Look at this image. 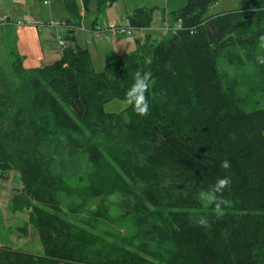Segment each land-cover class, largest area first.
<instances>
[{"label": "trees", "instance_id": "trees-1", "mask_svg": "<svg viewBox=\"0 0 264 264\" xmlns=\"http://www.w3.org/2000/svg\"><path fill=\"white\" fill-rule=\"evenodd\" d=\"M218 1L185 0L171 38L148 50L135 39L133 52L106 51L100 72L73 35L77 0H62L70 45L56 61L24 69L12 51L13 72L28 74L31 93L28 106H15L0 70V173H18L43 252L0 248V264H90L76 253L57 194L97 174L120 195L121 216L132 218L125 249L101 264H264V107L244 109L237 84H223L216 67L221 51L263 33L264 0L206 16ZM151 14L137 8L126 19L139 30ZM137 70L151 74L148 115L106 112ZM224 176L231 205L218 217L196 193ZM201 216L210 227L197 223Z\"/></svg>", "mask_w": 264, "mask_h": 264}, {"label": "rangeland", "instance_id": "rangeland-1", "mask_svg": "<svg viewBox=\"0 0 264 264\" xmlns=\"http://www.w3.org/2000/svg\"><path fill=\"white\" fill-rule=\"evenodd\" d=\"M43 1L0 0V19L8 18L7 22L0 23V70L4 73V86L17 107L29 105L31 92L28 74L16 75L12 69V51H16L15 21H24L40 30L44 50L51 55L44 65L59 58L61 50L55 35H60L66 45H70L66 33L71 29L58 25L68 16L62 0H47L46 5ZM77 4L79 21L74 25L73 35L80 46L88 48L93 68L100 72L106 51L117 55L133 52L136 50L135 39L148 50L156 42L171 38L179 29L180 21L176 17L185 0H117L102 10L96 7V0H87L86 4L77 0ZM240 5L241 0H219L206 16L233 11ZM137 8L152 9L151 22L147 28L136 30L133 27L130 31L126 16ZM111 27L116 30H107ZM261 35L264 31L253 38L252 44L238 42L216 57L223 84H237L236 94L246 110L264 107V64L257 62L258 56L264 57V46L259 40ZM113 101L116 100L112 99L107 104ZM126 109L121 110L119 105H115L107 112L120 114ZM98 176H85L83 182H70L57 194L63 215L72 226L76 253L90 264H101L105 259L119 255L125 249L124 239L132 231V218L121 216L118 207L120 195L102 186ZM97 192L99 195L94 196ZM25 202L18 173H0V248L39 255L43 252L42 246Z\"/></svg>", "mask_w": 264, "mask_h": 264}, {"label": "clouds", "instance_id": "clouds-1", "mask_svg": "<svg viewBox=\"0 0 264 264\" xmlns=\"http://www.w3.org/2000/svg\"><path fill=\"white\" fill-rule=\"evenodd\" d=\"M256 7H252L250 11H256ZM261 46H264V35L259 37ZM259 64H264V57H257ZM151 74L137 70L134 74V82L125 94L124 99L113 101L105 105V111H111L115 105H119L121 110L128 107L134 109L136 114L146 116L149 113L150 104L146 93L149 89ZM220 167L223 170L231 168V163L228 160H223L220 163ZM232 183L230 176L220 177L216 182L205 190L198 191L196 193V199L205 207L213 208L215 214L219 216L224 215V209L231 205V201L224 197L223 193ZM197 223L201 227H210L209 222L205 216H201Z\"/></svg>", "mask_w": 264, "mask_h": 264}, {"label": "crops", "instance_id": "crops-1", "mask_svg": "<svg viewBox=\"0 0 264 264\" xmlns=\"http://www.w3.org/2000/svg\"><path fill=\"white\" fill-rule=\"evenodd\" d=\"M14 25H16L15 49L20 57L21 66L24 69L44 66V62L51 55L48 50H44L40 40V30L33 25H26L24 21L19 20L15 21Z\"/></svg>", "mask_w": 264, "mask_h": 264}, {"label": "built area", "instance_id": "built-area-1", "mask_svg": "<svg viewBox=\"0 0 264 264\" xmlns=\"http://www.w3.org/2000/svg\"><path fill=\"white\" fill-rule=\"evenodd\" d=\"M43 2H44L45 5L48 4V1L47 0H44ZM7 21H8V18H6V17H3V18L0 19V23L1 24L2 23H5ZM58 25L63 26V27H66L65 26V22H60V24H58ZM100 27H102V25ZM123 29L124 28H121V30H123ZM127 29L130 30V31L132 30V28L130 26ZM98 30H99V32H101V28H99ZM107 30H113V31H115L116 28L114 29L113 27H111V28H109ZM96 32H98V31H96ZM96 34H98V36L102 35V33H96ZM55 38L57 40L58 48L62 49V48H64L66 46L65 41L61 38L60 35H58V34L55 35Z\"/></svg>", "mask_w": 264, "mask_h": 264}]
</instances>
